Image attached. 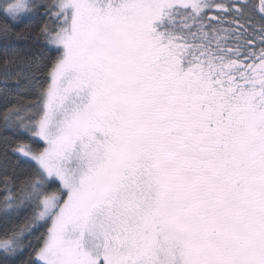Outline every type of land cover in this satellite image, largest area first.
<instances>
[{
  "label": "snow or ice",
  "instance_id": "1",
  "mask_svg": "<svg viewBox=\"0 0 264 264\" xmlns=\"http://www.w3.org/2000/svg\"><path fill=\"white\" fill-rule=\"evenodd\" d=\"M0 264H264V0H0Z\"/></svg>",
  "mask_w": 264,
  "mask_h": 264
},
{
  "label": "trees",
  "instance_id": "2",
  "mask_svg": "<svg viewBox=\"0 0 264 264\" xmlns=\"http://www.w3.org/2000/svg\"><path fill=\"white\" fill-rule=\"evenodd\" d=\"M20 27H23V25H21ZM17 30H19V28H17Z\"/></svg>",
  "mask_w": 264,
  "mask_h": 264
}]
</instances>
